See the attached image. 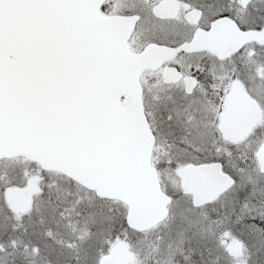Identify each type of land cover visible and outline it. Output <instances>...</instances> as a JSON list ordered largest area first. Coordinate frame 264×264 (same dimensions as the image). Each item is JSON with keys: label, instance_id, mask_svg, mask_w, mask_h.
Returning <instances> with one entry per match:
<instances>
[{"label": "snow or ice", "instance_id": "1", "mask_svg": "<svg viewBox=\"0 0 264 264\" xmlns=\"http://www.w3.org/2000/svg\"><path fill=\"white\" fill-rule=\"evenodd\" d=\"M175 2L0 0V264H264V0Z\"/></svg>", "mask_w": 264, "mask_h": 264}, {"label": "flooded vegetation", "instance_id": "2", "mask_svg": "<svg viewBox=\"0 0 264 264\" xmlns=\"http://www.w3.org/2000/svg\"><path fill=\"white\" fill-rule=\"evenodd\" d=\"M163 2H168L169 4L173 5L175 8H174V12L173 14H175L178 9H179V5L175 2V0H163ZM165 14V13H164ZM173 14H170V15H173ZM168 15V13H167ZM229 25L225 24L223 26V39L225 42H229L230 41V37H229ZM236 39V35L233 33L232 34V40L234 41ZM254 69H255V66H253ZM256 71H260L262 73H264V69H256Z\"/></svg>", "mask_w": 264, "mask_h": 264}, {"label": "water", "instance_id": "3", "mask_svg": "<svg viewBox=\"0 0 264 264\" xmlns=\"http://www.w3.org/2000/svg\"><path fill=\"white\" fill-rule=\"evenodd\" d=\"M174 8L175 7L171 4H169L168 2H163L159 8V12L161 15H167V13H168V15H170V14H173V12L175 11ZM228 31H229V37H230L229 43H230L233 41L232 40V34L234 33L236 35V33L233 31V29L230 26H229ZM18 202H20L22 204V200H20L19 198H18Z\"/></svg>", "mask_w": 264, "mask_h": 264}]
</instances>
